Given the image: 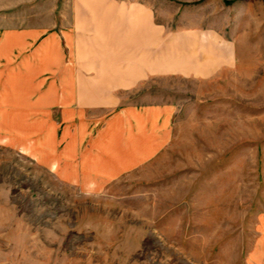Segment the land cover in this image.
Returning <instances> with one entry per match:
<instances>
[{
	"label": "rangeland",
	"instance_id": "obj_1",
	"mask_svg": "<svg viewBox=\"0 0 264 264\" xmlns=\"http://www.w3.org/2000/svg\"><path fill=\"white\" fill-rule=\"evenodd\" d=\"M0 1L25 24L57 17L45 9L57 0ZM147 2L164 32L209 28L232 43L233 64L121 93L169 106L168 138L102 190L0 145V264H264V0Z\"/></svg>",
	"mask_w": 264,
	"mask_h": 264
},
{
	"label": "crops",
	"instance_id": "obj_2",
	"mask_svg": "<svg viewBox=\"0 0 264 264\" xmlns=\"http://www.w3.org/2000/svg\"><path fill=\"white\" fill-rule=\"evenodd\" d=\"M57 4L45 8L56 19L33 24L0 4V145L99 191L168 138L169 106L123 104L121 93L162 75L210 78L234 46L209 28L164 32L147 0Z\"/></svg>",
	"mask_w": 264,
	"mask_h": 264
}]
</instances>
